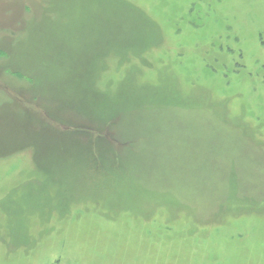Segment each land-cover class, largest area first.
Segmentation results:
<instances>
[{
	"label": "rangeland",
	"instance_id": "rangeland-1",
	"mask_svg": "<svg viewBox=\"0 0 264 264\" xmlns=\"http://www.w3.org/2000/svg\"><path fill=\"white\" fill-rule=\"evenodd\" d=\"M264 264V0H0V264Z\"/></svg>",
	"mask_w": 264,
	"mask_h": 264
},
{
	"label": "trees",
	"instance_id": "trees-1",
	"mask_svg": "<svg viewBox=\"0 0 264 264\" xmlns=\"http://www.w3.org/2000/svg\"><path fill=\"white\" fill-rule=\"evenodd\" d=\"M55 264H59V263H55Z\"/></svg>",
	"mask_w": 264,
	"mask_h": 264
}]
</instances>
